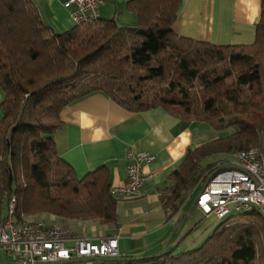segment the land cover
Listing matches in <instances>:
<instances>
[{
	"label": "trees",
	"instance_id": "16d2710c",
	"mask_svg": "<svg viewBox=\"0 0 264 264\" xmlns=\"http://www.w3.org/2000/svg\"><path fill=\"white\" fill-rule=\"evenodd\" d=\"M182 0H133L136 28L99 19L61 34L33 0H0V223L13 197L20 216L118 226V200L101 168L79 179L58 154L62 111L104 94L133 114L157 109L223 137L190 151L164 189L170 218H189L195 192L220 168L218 155L264 144V0L251 46H216L179 36ZM170 247V246H169ZM110 264H264V213L222 221L193 251L168 248Z\"/></svg>",
	"mask_w": 264,
	"mask_h": 264
},
{
	"label": "crops",
	"instance_id": "0c3cea01",
	"mask_svg": "<svg viewBox=\"0 0 264 264\" xmlns=\"http://www.w3.org/2000/svg\"><path fill=\"white\" fill-rule=\"evenodd\" d=\"M131 1L104 0L100 19L115 20L120 27L136 28L137 17L127 10ZM33 2L43 21L57 33L64 34L77 27L72 16L74 8L66 7L70 0ZM262 4L263 0H182L177 32L181 37L216 46H251L256 41ZM2 101L0 90V106ZM60 118L63 127L55 136L57 151L79 179L105 168L110 173L112 187H117L128 180L130 152L148 153L155 160L144 166L145 182L140 196L116 197L118 226L40 215L43 222L62 226L94 242L116 237L122 259L153 257L168 248L193 251L221 223L215 216L206 217L198 211L182 224L181 216L187 208L170 218L162 198L164 189L171 187L170 177L182 166L187 154L225 134L214 135L208 125L177 120L162 109L133 114L104 94H94L65 108ZM2 252L0 264H4Z\"/></svg>",
	"mask_w": 264,
	"mask_h": 264
},
{
	"label": "built area",
	"instance_id": "2783aa9c",
	"mask_svg": "<svg viewBox=\"0 0 264 264\" xmlns=\"http://www.w3.org/2000/svg\"><path fill=\"white\" fill-rule=\"evenodd\" d=\"M103 5L104 0H70L66 7L74 8L72 16L80 26L99 20ZM234 159L231 166L210 177L196 205L203 215H213L220 222L254 209L264 213V144L259 149L237 153ZM154 160L148 153L130 152L128 180L112 187V194L121 198L140 196L145 182L144 166ZM0 250L9 264H109L95 260L120 258L118 238L94 242L63 227L20 216L16 197L11 200L7 219L0 223Z\"/></svg>",
	"mask_w": 264,
	"mask_h": 264
},
{
	"label": "rangeland",
	"instance_id": "374dc122",
	"mask_svg": "<svg viewBox=\"0 0 264 264\" xmlns=\"http://www.w3.org/2000/svg\"><path fill=\"white\" fill-rule=\"evenodd\" d=\"M210 128V127H208ZM212 130V129H211ZM214 132V135H216L215 131L212 130ZM237 154V153H235ZM235 154H232V155H218V156H215V157H212L211 159L207 160V162H205L203 164V167L204 168H207L208 166H211L212 168H223V167H228V166H231L234 162H235V159H234V155ZM201 189L197 190L193 196V201L194 199L197 197V195L199 194ZM198 211H200L199 209H195L194 210V214H197ZM201 212V211H200ZM40 216V215H39ZM39 216H25L26 218L30 219V220H38V221H42L44 219H39ZM46 222V221H45ZM205 222H203L202 224H200V227L202 225H204ZM58 226V225H57ZM62 227V226H60ZM64 228V227H63ZM213 233V232H212ZM3 253V252H2ZM4 254V253H3ZM5 255V254H4ZM0 261H1V258H0ZM3 261V259H2ZM10 261L9 259L6 257V255L4 256V264H9Z\"/></svg>",
	"mask_w": 264,
	"mask_h": 264
},
{
	"label": "water",
	"instance_id": "95a60500",
	"mask_svg": "<svg viewBox=\"0 0 264 264\" xmlns=\"http://www.w3.org/2000/svg\"><path fill=\"white\" fill-rule=\"evenodd\" d=\"M210 179L211 178H209V180ZM206 186H207V183L204 185L203 189L199 192V194L197 195V197L192 202L191 207H190V211H189V215H191L194 212V210L196 209V205H197L198 199L201 196V194H202V192H203V190L205 189ZM182 224L179 225V227L177 228V231L176 232H178L181 229ZM173 237H174V234L170 237L167 245H169V243L172 241ZM87 261H94V260H80L79 262H87ZM95 261L103 262V263H109L110 264V263H116L117 261H120V260H116V259L115 260L114 259H97Z\"/></svg>",
	"mask_w": 264,
	"mask_h": 264
}]
</instances>
